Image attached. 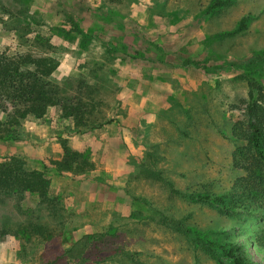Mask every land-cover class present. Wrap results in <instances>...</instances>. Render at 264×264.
I'll list each match as a JSON object with an SVG mask.
<instances>
[{"label": "rangeland", "instance_id": "rangeland-1", "mask_svg": "<svg viewBox=\"0 0 264 264\" xmlns=\"http://www.w3.org/2000/svg\"><path fill=\"white\" fill-rule=\"evenodd\" d=\"M217 1L0 0V51L56 59L61 95L97 105L93 128L55 106L0 140L51 181L45 202L0 199V264H233L223 246L264 264V166L256 193L234 161L264 89V0ZM64 142L94 168L58 171Z\"/></svg>", "mask_w": 264, "mask_h": 264}, {"label": "trees", "instance_id": "trees-1", "mask_svg": "<svg viewBox=\"0 0 264 264\" xmlns=\"http://www.w3.org/2000/svg\"><path fill=\"white\" fill-rule=\"evenodd\" d=\"M231 3V0H218L217 6ZM74 30L84 39L97 38L88 35L73 17L68 16ZM245 22L241 23V27ZM111 54L115 53L113 48L109 49ZM59 65V62L45 55H35L33 52L9 54L0 51V111L4 118H0V140L18 139L19 126L21 122L29 117L43 118L51 107L60 106L62 116L72 118L77 127L93 128L90 119L96 110V103L84 99L65 98L61 95V87L55 82L52 75ZM260 98L248 104L241 120L244 123L246 133V146L234 152L235 163L246 170L247 176L239 183L242 190H246L248 184H253V191L259 192L256 183L257 172L261 165L264 166V89L260 87ZM250 97L254 94L251 91ZM89 118V117H88ZM52 164L60 172L84 174L94 168L91 162L83 153L72 149L66 142L63 143V156L59 160H53ZM254 183H251L253 182ZM51 181L43 170L29 169L26 164L17 157H10L0 160V199L22 198L26 193H34L39 196L41 202L49 199ZM234 199V196L215 197L213 202L222 207H235L234 202L225 200ZM207 200H211L208 197ZM245 212L251 213L255 210L252 204L242 206ZM258 209V208H256ZM257 212V211H256ZM254 213V212H253ZM257 214V213H256ZM35 228V227H34ZM37 229V228H36ZM43 230L42 227H38ZM9 233L6 227H0V240ZM259 244L260 240L257 239ZM227 254L233 264H254L252 255L242 252L241 247L227 250Z\"/></svg>", "mask_w": 264, "mask_h": 264}]
</instances>
